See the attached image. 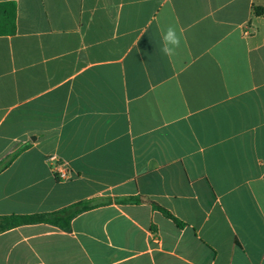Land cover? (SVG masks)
<instances>
[{"label":"crops","instance_id":"crops-1","mask_svg":"<svg viewBox=\"0 0 264 264\" xmlns=\"http://www.w3.org/2000/svg\"><path fill=\"white\" fill-rule=\"evenodd\" d=\"M85 200L0 264H264V0H0V217Z\"/></svg>","mask_w":264,"mask_h":264},{"label":"trees","instance_id":"trees-1","mask_svg":"<svg viewBox=\"0 0 264 264\" xmlns=\"http://www.w3.org/2000/svg\"><path fill=\"white\" fill-rule=\"evenodd\" d=\"M13 6L12 11V26L11 32L15 31V4L11 3ZM263 9L258 10V14L262 13ZM142 198H129L126 200H121L119 203H142ZM111 203V200L108 201H97V200H85L75 203L59 212L48 213V214H34V215H10V216H1L0 217V233L10 230L12 228L25 225V224H35L40 222H51L56 223L62 226L65 229L69 228L70 221L76 216L98 208L100 206ZM152 205L166 215L168 218L172 219L175 222H178L175 217H173L167 210L161 208L157 204L152 203ZM180 223V222H178Z\"/></svg>","mask_w":264,"mask_h":264},{"label":"clouds","instance_id":"clouds-1","mask_svg":"<svg viewBox=\"0 0 264 264\" xmlns=\"http://www.w3.org/2000/svg\"><path fill=\"white\" fill-rule=\"evenodd\" d=\"M161 40V52L163 55L169 58L174 57L177 54V50L181 47L182 42V37L176 27L169 25L163 30Z\"/></svg>","mask_w":264,"mask_h":264},{"label":"built area","instance_id":"built-area-1","mask_svg":"<svg viewBox=\"0 0 264 264\" xmlns=\"http://www.w3.org/2000/svg\"><path fill=\"white\" fill-rule=\"evenodd\" d=\"M53 170L57 174V176H60V178H66L67 172L62 164L56 163Z\"/></svg>","mask_w":264,"mask_h":264}]
</instances>
